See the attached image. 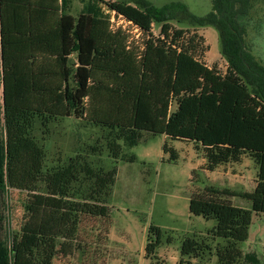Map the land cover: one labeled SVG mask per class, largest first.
I'll return each instance as SVG.
<instances>
[{
  "label": "trees",
  "instance_id": "16d2710c",
  "mask_svg": "<svg viewBox=\"0 0 264 264\" xmlns=\"http://www.w3.org/2000/svg\"><path fill=\"white\" fill-rule=\"evenodd\" d=\"M73 1L0 0V264L71 259L86 250L88 220L110 224L117 168L97 172L76 158L47 170L44 148L33 136L37 121L48 127L54 119L89 115L108 129L115 160L135 162L123 156V148L138 146L145 134L192 143L211 173L244 157L252 160L258 169L253 192L206 185L192 193L190 213L217 222L210 234L226 241L217 250L218 264H260L239 248L249 238L253 214L264 213V65L246 42L257 0H212L203 17L184 2L157 6L148 0H89L74 16ZM112 13L148 37L141 52L122 28L112 31ZM173 23L217 29L227 73L198 57L203 41L196 32ZM87 100L95 103L93 112ZM163 150L178 160L175 149L166 144ZM83 180L88 188L81 190ZM10 190L27 193L13 236L5 228ZM233 198L251 202L252 209L235 206ZM162 244V230L152 226L145 258L159 261ZM207 249L206 242L189 238L181 256L198 259Z\"/></svg>",
  "mask_w": 264,
  "mask_h": 264
},
{
  "label": "rangeland",
  "instance_id": "374dc122",
  "mask_svg": "<svg viewBox=\"0 0 264 264\" xmlns=\"http://www.w3.org/2000/svg\"><path fill=\"white\" fill-rule=\"evenodd\" d=\"M114 2L115 0H109ZM157 6L170 2H184L190 11L200 17L206 16L212 9V0H148ZM88 0H74L72 13L78 16ZM109 15L106 7L102 6ZM246 42L258 61L264 65V0H257L248 19ZM177 29H188L185 25L173 23ZM125 28L111 24L112 31L118 28L131 35L140 52L148 37L135 32L131 26ZM196 32L203 41V51L198 57L210 68H216L219 74L227 73L228 61L221 53V39L213 27L188 29ZM156 37L160 28H154ZM201 51V50H200ZM76 57L74 56L73 59ZM89 112H93L95 103L86 101ZM176 105L173 107V111ZM93 114V113H92ZM38 144L46 153L47 170L67 166L70 159L81 158L87 161L97 172L117 168L116 182L112 187L108 206L111 208V220L87 221L82 239L87 240L86 250L77 252L71 259H57L54 264H151L145 258L149 229L158 227L163 233V244L158 249L159 261L152 264H218L217 250L224 247V239H213L210 234L217 222L207 221L190 213V199L194 192H202L206 185L229 188L238 192H253L256 186V165L248 157L241 163L227 164L213 174H206L204 156L188 142L168 140L165 136L156 137L145 134L141 143L134 148H123V156L136 157L131 163L122 159L115 160L108 149V129L91 122V116L77 119L58 118L44 127L37 121L33 131ZM175 149L177 161L170 160V154L164 153V146ZM198 167V171L195 168ZM195 171V174H193ZM86 178V177H85ZM83 182H85L83 180ZM88 188V182H85ZM42 191L45 185L41 183ZM5 209V228L9 236L20 230L25 214L26 192L10 190ZM237 207L251 210L252 204L241 198H233ZM97 226L98 229H94ZM109 227L108 235L105 234ZM172 238L173 242L168 243ZM206 242L210 250H205L200 258L182 257L181 249L186 239ZM243 255L255 254L264 264V213L253 214L249 229V238L240 243ZM239 264H245L243 260Z\"/></svg>",
  "mask_w": 264,
  "mask_h": 264
},
{
  "label": "built area",
  "instance_id": "2783aa9c",
  "mask_svg": "<svg viewBox=\"0 0 264 264\" xmlns=\"http://www.w3.org/2000/svg\"><path fill=\"white\" fill-rule=\"evenodd\" d=\"M111 22H112L113 25L114 24H117V26L123 27V28H125L124 25H126V27L127 26H131L132 27V24L131 23H129L128 21H126L122 17H117L116 16V13H112V15H111ZM135 32L138 33L139 30L138 29H135Z\"/></svg>",
  "mask_w": 264,
  "mask_h": 264
},
{
  "label": "crops",
  "instance_id": "0c3cea01",
  "mask_svg": "<svg viewBox=\"0 0 264 264\" xmlns=\"http://www.w3.org/2000/svg\"><path fill=\"white\" fill-rule=\"evenodd\" d=\"M89 1V0H88ZM60 3H61V0H60ZM88 3V2H87ZM87 3H85V4H87ZM73 4H74V1H73ZM85 6V5H84ZM68 12H69V3H68ZM82 12V11H81ZM80 12V13H81ZM73 14V13H72ZM74 15V14H73ZM75 16V15H74ZM167 139H168V137L167 136H165ZM169 140V139H168ZM203 161H204V163H205V166H206V159L205 158H203ZM207 167V166H206ZM220 169V168H219ZM219 169H217V171H215V172H213V173H211V172H209L207 169L205 170L206 171V174L208 175V177L211 179V177H212V175L213 174H216V172H218V170ZM195 170L196 171H198V167H196L195 168ZM257 173V172H256ZM257 185V184H256ZM255 188H256V186H255ZM148 261H150V260H148ZM150 263H151V261H150ZM152 264V263H151Z\"/></svg>",
  "mask_w": 264,
  "mask_h": 264
}]
</instances>
